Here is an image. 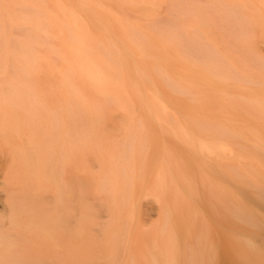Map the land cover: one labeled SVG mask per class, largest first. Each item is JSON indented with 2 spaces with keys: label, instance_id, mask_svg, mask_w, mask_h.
I'll return each instance as SVG.
<instances>
[{
  "label": "rangeland",
  "instance_id": "1",
  "mask_svg": "<svg viewBox=\"0 0 264 264\" xmlns=\"http://www.w3.org/2000/svg\"><path fill=\"white\" fill-rule=\"evenodd\" d=\"M0 125V260H264L236 232L264 225V0H0Z\"/></svg>",
  "mask_w": 264,
  "mask_h": 264
},
{
  "label": "bare ground",
  "instance_id": "2",
  "mask_svg": "<svg viewBox=\"0 0 264 264\" xmlns=\"http://www.w3.org/2000/svg\"><path fill=\"white\" fill-rule=\"evenodd\" d=\"M254 24V23H253ZM241 35V34H240ZM253 35V34H252ZM246 37V36H245ZM250 37V36H249ZM254 37V36H253ZM236 38V37H235ZM238 38V37H237ZM240 39V38H239ZM242 40V39H241ZM241 40H239V41H241ZM248 40V39H247ZM239 41H236V42H238L239 43ZM244 41H246V40H244ZM244 41H243V43H244ZM242 42H240L239 44H241ZM246 44V43H245ZM248 44V43H247ZM246 44V45H247ZM245 47H248V46H245ZM250 48V47H249ZM249 48H248V50H249ZM250 52V51H249ZM253 52V51H252ZM251 52V53H252ZM255 53V52H254ZM245 57V56H244ZM89 73L88 74H90L92 77L94 76V77H96L97 75H96V73H94V72H90V71H88ZM99 78V77H98ZM31 103V102H30ZM20 107V106H19ZM148 107H150V106H148ZM19 110V109H18ZM21 110H22V108H21ZM149 110H150V108H149ZM55 111V110H54ZM53 111V114H51V112L52 111H50L49 113L52 115H50L51 117L49 118L50 120H51V118H53V115H55V112ZM58 112H60L59 110H57ZM150 113H151V110H150ZM47 114H48V112H47ZM60 115H61V113H59ZM27 115V114H26ZM58 115V114H57ZM25 116V115H24ZM49 116V115H48ZM153 116V115H152ZM32 117V116H31ZM30 116H29V118H31ZM55 118H56V116H54ZM22 118H24V119H22ZM37 118H38V116H37ZM54 118V119H55ZM58 118H61L60 116L58 117ZM63 118V117H62ZM17 119V118H16ZM16 119H13V120H11V122H10V120H9V122L8 123H10L11 124V126H10V124H9V126L11 127V128H15V129H12L14 132L16 131V127H19L18 128V130L20 129V127H21V124H23V123H20V125L18 124L19 123V121L22 119V121L24 120V122L25 121H27V120H25L26 118L25 117H21V119L20 118H18V119H20L19 121H18V119L16 120ZM32 119V118H31ZM31 119L28 121V123L30 124V128L28 129V131H26V129L25 128H28L29 127V124H28V126L27 127H25V124L27 125V122L26 123H24V127L25 128H23L22 127V130L23 131H26L25 132V134L27 133V132H29L30 131V134H29V136L31 137H29V139L32 141V137H33V139H36V137L38 136H40V135H38L39 133H38V131L40 132V133H42L40 130H41V127H39L40 125L38 124L37 125V127L38 128H40V130H38L37 131V129H35L34 127L35 126H33V127H31L33 124L32 123H30V121H31ZM44 119V118H43ZM54 119H52V120H54ZM8 120V119H7ZM6 120V121H7ZM16 120V121H15ZM36 120H38L39 121V119H36ZM14 122V124L16 123V127H14V124H13V127H12V123ZM32 121H34L33 119H32ZM31 121V122H32ZM38 121H36V122H38ZM2 122V121H1ZM21 122V121H20ZM44 122V121H43ZM55 123L53 124V126L51 125V126H49V124H48V126L49 127H47L48 129H47V132L44 134L45 135V139L46 138H48V136L50 137V139H51V137L53 136V132L54 131H52V127H54L53 128V130L55 129V130H57V132H58V134H57V136L58 137H56L55 139H58V141H56V143H55V145H53V147L52 146H50V145H52V142L50 141V139L48 140V139H46V140H48L47 141V143H45V141L43 140V138H39L40 140V142H44L43 144L44 145H48V143H49V145L48 146H46V148H43V149H45V150H42V151H44V160H41V161H43V163L41 164V163H39L40 161H38L37 160V157H36V160L35 159H33V160H35V161H33L32 159V161L31 162H35V164H34V166L36 167V168H34V172H32V167L31 168H29L28 166H29V164H27L28 162H30V161H28L29 159H27V158H29V156H28V154H26L27 155V158H24V156L26 157V155H25V152L26 153H28V152H32V151H34V148L35 147H37L38 145L41 147V143L40 144H38L37 142H36V140H34V142H33V145H36L37 144V146H29V142L27 141V139H25L24 138V140H25V147L27 146V144H28V146L29 147H34L33 149H29L30 151H24V148H20V149H15V147H16V145H15V147H14V149L15 150H18L19 151V155L20 154H23L22 155V164L21 165H23V163H24V166H22V167H24L25 168V164H27V167L26 168H29V169H24V168H20V170L22 169H24V173H26V174H28L29 175V170L30 169H32L31 170V172L32 173H34V174H32V176H34L33 178H32V176L31 175H29V177H28V175H26L27 177H25V174H24V177H20V173L22 172V170H21V172L20 171H18V169H15L16 170V172H19V180L16 182V185L18 186V188H19V191H20V189H22V187L21 186H19V185H24V189H22L20 192L21 193H30L29 192V187H28V185H27V183H29V182H31L30 181V179L31 180H33L34 182H32V183H30V184H35V186H34V188H33V193L34 194H38V193H40L41 191H42V189L39 187H37V185L38 186H40V184H38V183H41V185H43V184H45V182H48L49 183V181H50V179L51 178H58L60 175V173H59V169L61 170V172H62V169H63V167H64V165H65V161H66V157L64 156L65 155V150H66V148H67V142H66V137H68V136H66L67 135V131H66V128L62 125V123L60 122V120L59 119H55V121H54ZM63 122H64V120H63ZM5 123V124H4ZM6 123L7 122H4L3 121V125H2V127L3 128H1V129H7V130H9V131H7V130H5L4 132H6L7 133V135H5L4 136V132L2 133V135H3V137H9V135H11L10 133L8 134V132H10V131H12L11 130V128L8 126V125H6ZM39 123H40V121H39ZM49 123H51V121H49ZM35 124V123H34ZM5 125H6V127H5ZM1 126V125H0ZM5 127V128H4ZM9 127V128H8ZM42 128H44V127H42ZM45 130V129H44ZM43 130V131H44ZM21 131V130H20ZM24 133V132H23ZM31 133H33V134H35V135H32ZM55 133V132H54ZM12 134L13 135H11L12 137L15 135L13 132H12ZM28 135V134H27ZM32 135V136H31ZM55 135V134H54ZM18 136V135H17ZM16 135L14 136L15 138L17 137ZM23 136V135H22ZM35 136V137H34ZM43 136V135H42ZM41 137V136H40ZM28 138V137H27ZM9 139H11L10 137H9ZM18 139V138H17ZM17 139H13V142H14V140H16L15 142H17ZM23 140V139H22ZM23 140V141H24ZM37 140H38V138H37ZM27 141V142H26ZM20 143H21V141H19ZM51 142V143H50ZM54 142V141H53ZM3 143V142H2ZM20 143H16V144H20ZM36 143V144H35ZM13 144V143H12ZM3 145V144H2ZM13 145V146H14ZM21 147H24L22 144L20 145ZM19 145H18V147H20ZM42 147H45V146H43L42 145ZM26 148H28V147H26ZM25 148V149H26ZM36 149H38V151H39V147H37ZM35 149V150H36ZM24 151V152H23ZM37 151V150H36ZM38 151L37 152H35V156H38L37 154H38ZM10 153H11V151H9ZM21 152H23V153H21ZM33 154H34V152H32ZM42 153V152H41ZM12 154V153H11ZM15 154H17V153H15ZM33 154H29V155H33ZM40 154V153H39ZM46 154V155H45ZM43 154H40V156H42ZM8 156V155H7ZM12 156V155H11ZM33 158H34V156H32ZM38 158H39V156H38ZM11 159H13V158H11ZM28 161V162H24V161ZM243 162V161H242ZM32 164V163H31ZM32 164V165H33ZM43 164H45V165H43ZM250 164V163H249ZM14 165V164H13ZM32 165H30V166H32ZM15 166V165H14ZM20 166V165H19ZM33 166V167H34ZM11 169L12 168H10V171H11ZM13 170V169H12ZM12 174H13V172H11ZM15 173V172H14ZM6 174V173H5ZM8 174H9V171H8ZM6 174L5 175V177L6 178H9V176L11 175V174ZM23 174H21V176H22ZM8 176V177H7ZM13 176V175H12ZM11 176V177H12ZM3 178L4 180H1L0 181V186H3V187H6V186H9L10 184H14L15 182H13V183H7V181H9V180H7L6 178ZM10 177V178H11ZM0 178H1V174H0ZM9 178V179H10ZM20 178L22 179H25L26 178V182L24 181L23 182V179L22 180H20ZM54 178V179H55ZM5 179H6V182H4L5 181ZM12 179V178H11ZM10 179V180H11ZM15 179V178H14ZM16 180V179H15ZM45 180V181H44ZM12 181V180H11ZM21 181V183H18V182H20ZM10 182V181H9ZM54 182H56V180L54 181ZM60 182H61V179H60ZM9 184V185H8ZM19 184V185H18ZM29 184V185H30ZM56 184V183H55ZM48 185V184H47ZM57 186H59V185H57ZM56 186V187H57ZM21 187V188H20ZM11 189V188H10ZM9 189V190H10ZM102 189H104V188H102ZM57 191H56V193H58V192H60V190H59V188L57 187V189H56ZM10 192V191H9ZM52 192V191H51ZM54 192V191H53ZM18 193V192H17ZM17 193H16V195H17ZM46 193H48V194H50V192H46ZM18 194H20V193H18ZM263 194H264V192H263ZM15 195V194H14ZM15 195V196H16ZM18 197V196H17ZM58 197H60V193H59V195H58ZM27 198V197H26ZM6 199V198H5ZM60 200V199H59ZM0 202H2V201H0ZM3 203V202H2ZM8 204V203H7ZM2 205V204H1ZM9 206H10V204H8ZM7 205V206H8ZM242 208V207H241ZM236 215V214H235ZM241 215V214H240ZM243 216H244V214H243ZM245 216H247V215H245ZM244 216V217H245ZM2 217V216H1ZM249 217V216H248ZM24 218V215L22 216V218H17V219H23ZM12 219V218H11ZM247 219H249V218H247V217H245V221H244V219H242L243 220V224H245L246 226H242V227H239L237 230H236V232L239 234V235H241V236H247V232H246V230H248L249 229V232H250V234H251V236H252V238H254V241L256 242V243H259L260 244V246L261 247H263L264 248V225H261V224H259V225H254V224H252V223H254V220H253V222L252 221H250V219L252 220V218H250L249 219V221L247 220ZM13 220V219H12ZM11 220V221H12ZM15 221H17L16 219H14ZM40 221V220H39ZM42 221V220H41ZM257 221V220H256ZM39 223V222H38ZM48 226V225H47ZM36 229V228H35ZM55 230H57V228L55 229ZM42 231V230H41ZM54 231V230H53ZM57 232H59L58 230H57ZM56 232V233H57ZM58 234H60V232L58 233ZM57 235V234H56ZM66 237V236H65ZM64 237V238H65ZM2 238H4V236L1 234L0 235V240H2ZM63 239V238H62ZM65 239H67V238H65ZM63 241V240H62ZM66 240H64L63 242H65ZM67 242V241H66ZM69 242V241H68ZM200 242V241H199ZM82 243H84V242H82ZM68 244V243H67ZM70 244V243H69ZM68 244V245H69ZM77 244V243H76ZM63 245H65L66 246V249H69L70 247H71V245L69 246V248L67 247V245H66V243H63ZM77 245H79L80 246V244H77ZM62 246V245H61ZM63 247V246H62ZM81 247V246H80ZM35 248V247H34ZM65 247H63V249H64ZM23 249V248H22ZM65 249V250H66ZM27 251H29V253L30 254H28V255H26V256H23V255H9L8 257H6L5 259L6 260H0V264H264V260H226L225 258H224V254L222 253V254H220V256H219V258H216V259H211V260H54L55 259V257L53 258V256L57 253V252H55V251H57V250H54V252H55V254L52 256V254H53V249H50L52 252V254L50 255V257H51V259H50V257H49V255H48V251H50V250H48V251H43V252H41L40 250H38V249H26ZM262 250V253L264 254V249H261ZM1 251V250H0ZM3 251V250H2ZM1 251V252H2ZM65 252V251H64ZM64 252H60V254L62 253H64ZM146 252V251H145ZM197 252V251H196ZM24 253H26V252H24ZM42 253H46L47 254V256L46 257H44V259L41 257L43 254ZM50 253V252H49ZM41 256H40V255ZM58 254V253H57ZM57 254H56V257H57ZM60 254H58L59 256H60ZM61 254V255H62ZM146 254H147V252H146ZM146 254H145V256H146ZM196 254V253H195ZM199 254V253H198ZM36 255H38V256H36ZM64 255H65V253H64ZM38 258L39 256H40V258H38V259H35L36 257ZM63 256V255H62ZM144 256V257H145ZM47 257H49V258H47ZM46 258V259H45ZM52 258H53V260H52ZM49 259V260H48ZM187 259V258H186ZM188 259H191V258H188ZM194 259H196V257L194 258Z\"/></svg>",
  "mask_w": 264,
  "mask_h": 264
}]
</instances>
